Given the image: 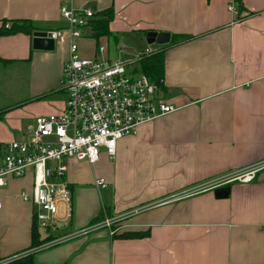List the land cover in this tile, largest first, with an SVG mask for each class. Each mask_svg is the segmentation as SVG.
Here are the masks:
<instances>
[{
  "label": "crops",
  "instance_id": "1",
  "mask_svg": "<svg viewBox=\"0 0 264 264\" xmlns=\"http://www.w3.org/2000/svg\"><path fill=\"white\" fill-rule=\"evenodd\" d=\"M63 6L113 12L110 36L94 39L88 27L78 42L83 59L110 60L107 46L102 54L98 48L110 38L117 46V35L167 33L169 44L153 54L163 53L161 93L175 111L121 139L113 159L69 161L65 177L50 180L53 191L64 190L53 231L20 197L31 196L33 171L8 179L0 187V259L33 253L36 264H264V180L219 187L230 188L224 199L205 186L264 163V0H0V28L26 21L33 33L62 31ZM32 34L0 37V158L3 146L31 136L37 118L64 108L67 35L44 51L32 48ZM133 69L142 74L138 63ZM139 209L116 236L89 232ZM34 222L42 244L30 249ZM125 233L140 237L118 236Z\"/></svg>",
  "mask_w": 264,
  "mask_h": 264
},
{
  "label": "built area",
  "instance_id": "2",
  "mask_svg": "<svg viewBox=\"0 0 264 264\" xmlns=\"http://www.w3.org/2000/svg\"><path fill=\"white\" fill-rule=\"evenodd\" d=\"M228 9L236 14L232 6ZM60 16L66 27L46 34L54 42L63 33L67 35L68 56L61 79V90L66 95L64 108L58 114L37 118L31 136L26 141L3 146L0 158V187L10 178H21L28 170L33 171L32 194L23 192L20 197L35 206L37 223L52 231L59 220L58 206L63 202L64 190L53 191L55 185L50 180L63 179L69 161L95 164L101 154L113 159L121 139L136 136L140 127L175 111L160 97L158 87L133 69L141 59L154 53L152 49L147 48L130 63L101 57L83 59L78 55V42L89 36L86 31L94 19L93 10L63 6ZM104 51L103 46L98 48L99 54ZM263 172L264 163L205 186L219 188L231 182L248 183ZM95 186L105 189L106 183L97 180ZM141 211L134 210L114 220L104 219L89 232L106 229L113 237L121 221ZM7 263L8 260L0 261Z\"/></svg>",
  "mask_w": 264,
  "mask_h": 264
},
{
  "label": "trees",
  "instance_id": "3",
  "mask_svg": "<svg viewBox=\"0 0 264 264\" xmlns=\"http://www.w3.org/2000/svg\"><path fill=\"white\" fill-rule=\"evenodd\" d=\"M237 3H241V0H235ZM95 18L89 23L90 32L93 35L94 39H98L100 37H108L110 36V32L108 30V24L113 19L112 10H106L101 13H97L94 16ZM34 28L32 25L26 21H22L20 23H13L9 29H5V23L1 25L0 28V37L9 35V34H17L23 33L26 35L32 34ZM138 66L140 68L141 73L146 76L151 83L156 85L159 91H163V53H155L149 57H145L138 62ZM256 180V178L254 179ZM116 236V234L114 235ZM120 238H139L140 235L133 233H125L122 235H118ZM38 228L36 223L34 222L31 229V245L30 249L38 248L42 243L38 241ZM5 260V259H0ZM7 264H36L34 261V254L28 253L25 256L14 259Z\"/></svg>",
  "mask_w": 264,
  "mask_h": 264
},
{
  "label": "water",
  "instance_id": "4",
  "mask_svg": "<svg viewBox=\"0 0 264 264\" xmlns=\"http://www.w3.org/2000/svg\"><path fill=\"white\" fill-rule=\"evenodd\" d=\"M91 34L90 31H88ZM145 42L148 46L156 44L157 46H164L169 44L170 36L167 33H156V32H148L145 35ZM32 48L35 50H44V51H52L54 49V41L51 40L46 32H34L32 34ZM117 49L122 52L134 53L132 48H128L123 45L122 41L118 42ZM264 180V172L258 175L257 181ZM230 188H217L214 191V196L217 199H224L228 196ZM39 234L43 235L44 230L39 229ZM44 238H41L40 241H43Z\"/></svg>",
  "mask_w": 264,
  "mask_h": 264
},
{
  "label": "rangeland",
  "instance_id": "5",
  "mask_svg": "<svg viewBox=\"0 0 264 264\" xmlns=\"http://www.w3.org/2000/svg\"><path fill=\"white\" fill-rule=\"evenodd\" d=\"M116 39L117 41H122L124 46L132 48L134 50V53L119 51L115 44L114 38H110L106 43L105 41H101L100 44L102 46L105 45L108 48V58L110 59V61H123L126 63H130L135 60L136 55L143 54L147 48H150L152 50L160 48V46H157L156 44L148 46L145 42V38H143L139 33L117 35ZM60 97L64 99L65 105L66 95L62 93ZM160 97L163 99L164 94L160 93Z\"/></svg>",
  "mask_w": 264,
  "mask_h": 264
}]
</instances>
